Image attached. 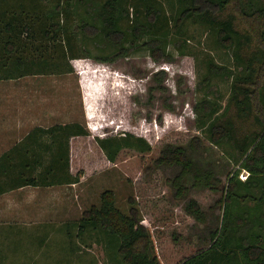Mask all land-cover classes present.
<instances>
[{
	"label": "trees",
	"instance_id": "trees-1",
	"mask_svg": "<svg viewBox=\"0 0 264 264\" xmlns=\"http://www.w3.org/2000/svg\"><path fill=\"white\" fill-rule=\"evenodd\" d=\"M31 4V11L23 2L0 11V78L68 72L73 69L70 58L80 55L111 61L146 49L155 59H170L173 48L191 51L186 42L189 21L206 23L216 41L233 47L235 65L211 58L203 77L208 82L215 74L231 77L225 104L209 89L196 100L194 110L197 128L212 142L230 145L238 166L222 184L213 163L204 164L188 155L184 144L171 142L155 161L179 166L170 183L178 197L187 198L186 210L197 219L205 220L206 212L190 195V188H222L217 200L222 204L221 222L211 232L210 242L177 264H264V1L49 0L47 4L37 0ZM163 73L155 72V79ZM153 87L164 85L158 81ZM40 129L52 135L45 143L49 160H41L39 153L32 161L1 159L0 174L6 176L0 179V192L27 183L79 179L70 171L68 138L87 133V128L69 121ZM98 141L111 160L124 146L141 151L152 147L145 136L131 132L101 136ZM190 145L200 149L202 137L193 135ZM243 168L248 170L245 177L240 176ZM187 175L192 177L190 184L184 182ZM129 200L125 211L116 204L113 189H104L100 204L93 203L74 222L78 232L101 227L112 250L113 240L118 243L115 251L107 252L114 262L125 264L122 258L128 264H161L151 226L140 215L134 197Z\"/></svg>",
	"mask_w": 264,
	"mask_h": 264
},
{
	"label": "rangeland",
	"instance_id": "rangeland-1",
	"mask_svg": "<svg viewBox=\"0 0 264 264\" xmlns=\"http://www.w3.org/2000/svg\"><path fill=\"white\" fill-rule=\"evenodd\" d=\"M187 27L191 51L173 48L170 59H155L146 49L111 61L80 55L70 58L73 69L68 72L0 78V152L36 122L78 121L88 131L68 142L69 167L79 179L30 184L0 194V220L9 224L24 220L7 225V233L0 234V264H120L107 253L112 249L101 227L79 233L74 223L93 203L100 204L106 188L113 189L116 204L125 211L129 197H134L151 226L161 264H177L208 245L221 222L222 204L217 200L222 188H190L206 212L205 220L197 219L186 210L187 198L178 197L170 183L179 166L155 161L168 142L184 144L188 155L214 164L222 184L239 164L229 153L230 145L212 142L197 128L194 110L196 100L209 89L225 104L231 77L215 74L209 82L203 77L211 58L235 65L233 47L216 41L206 23L189 21ZM161 69L158 81L164 88H151L158 85L154 73ZM124 132L145 136L151 149L124 146L114 160L109 159L98 138ZM195 134L202 137L200 149L190 145ZM41 136L49 139L51 132L43 130ZM247 173L243 168L240 176ZM191 181L190 175L184 178L187 184Z\"/></svg>",
	"mask_w": 264,
	"mask_h": 264
},
{
	"label": "crops",
	"instance_id": "crops-1",
	"mask_svg": "<svg viewBox=\"0 0 264 264\" xmlns=\"http://www.w3.org/2000/svg\"><path fill=\"white\" fill-rule=\"evenodd\" d=\"M36 1L37 0H0V11L6 10V12H7V10H10L12 4H14V6H18L19 4H22V2L25 4V6L29 7L30 11H31V7H32L31 2H36ZM11 78H15V77H11ZM17 78H19V77H17ZM51 125H53V124H51ZM51 125H42L41 123H38V122L34 123L26 131V133H24L22 136H20L18 139H16L11 145H9L7 148H4L0 152V160L1 159L4 161L8 160L7 162H10L9 159L14 160V161H18L22 157L25 160L32 161L33 159L38 157V153L40 154L39 156H41L40 157L41 160L45 161V158H46V161L49 160L50 154H49V151L46 149L45 143L50 138L49 139L42 138V136H41L42 130L40 128L41 127L46 128V127L51 126ZM74 135L75 134L70 135L69 138L71 136H74ZM69 138H68V141H69ZM44 150H47L48 154ZM8 151H10V154L8 153V155H4V153H6ZM45 154H47V155H45ZM37 170H38V167H37ZM0 171H1V167H0ZM70 171L73 172L71 167H70ZM5 176H6V174L2 172L0 174V179L2 178V180H3V177L5 178ZM2 180H0V181H2ZM30 184L31 183H27V184L21 185L19 187L5 189L4 191H1L0 194H4L5 192H9V191L16 189V188H22V187H24L26 185H30ZM53 184H60V183H52V184H46V185H53ZM61 184H66V183H61ZM33 185H39V184H33ZM51 221H53V220L51 219ZM21 222H24V220L23 221L17 220L15 222H13V224H9L7 222H4L3 220L2 221L0 220V224H2L0 226V234L2 235V232L7 233L8 229H9L7 227V225H16V223L21 224ZM47 223H49L51 226H55L53 224V222H51V223L47 222ZM75 248H77V247L74 246V249Z\"/></svg>",
	"mask_w": 264,
	"mask_h": 264
}]
</instances>
